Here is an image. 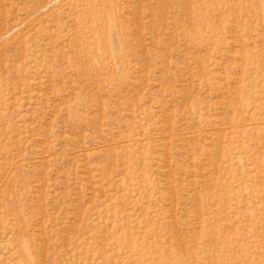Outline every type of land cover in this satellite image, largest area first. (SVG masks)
I'll return each instance as SVG.
<instances>
[{
    "label": "rangeland",
    "instance_id": "374dc122",
    "mask_svg": "<svg viewBox=\"0 0 264 264\" xmlns=\"http://www.w3.org/2000/svg\"><path fill=\"white\" fill-rule=\"evenodd\" d=\"M0 264H264V0H0Z\"/></svg>",
    "mask_w": 264,
    "mask_h": 264
}]
</instances>
